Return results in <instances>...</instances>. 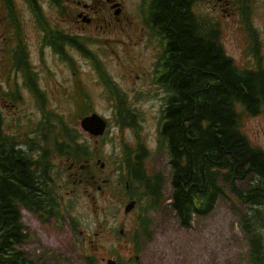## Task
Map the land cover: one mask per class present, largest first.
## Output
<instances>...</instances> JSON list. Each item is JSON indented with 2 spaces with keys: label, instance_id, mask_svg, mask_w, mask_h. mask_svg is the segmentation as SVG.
<instances>
[{
  "label": "rangeland",
  "instance_id": "rangeland-1",
  "mask_svg": "<svg viewBox=\"0 0 264 264\" xmlns=\"http://www.w3.org/2000/svg\"><path fill=\"white\" fill-rule=\"evenodd\" d=\"M124 1L129 21L134 19L138 27L144 28L143 32L134 29V25L126 30L129 22L119 30L105 26L98 29L96 24L83 26L69 17L61 19L55 12L51 13V19L64 30L87 38L88 47L102 60L125 92L126 101L137 111L141 133L149 149L145 173L149 176L162 173L167 178L161 206L149 210L151 223L148 233L141 234L137 228V217L147 202L146 195L136 182L127 189L123 188L124 182L129 180L125 175L126 162L121 160L124 157L122 146L124 142L133 143L131 128H120L114 123L113 102L98 80L92 60L80 52H72L71 57L80 69L76 72L73 64L60 59L52 48L42 46L37 24L31 13L25 10L22 19L24 42L30 68L36 70L43 92L44 110L39 109L35 95L24 85L21 69L17 72L11 67L15 31L10 30L9 38L4 40L1 29L0 112L4 130L21 139H34L38 123L45 120L46 112H50V120L56 115L62 116L69 128L80 135V141L87 142L92 150L96 147L100 150L97 157L81 160L80 163L89 162L88 170L81 166L83 163L78 165L76 162V167H73L65 157H52L58 165V170L53 172L54 177H58L57 220H43L22 209V221L29 232L22 247L37 264H106L117 257L120 259L118 264H248L247 237L239 223V216L246 206L228 190L219 198L213 211L196 218L190 228H182L175 221L170 205L167 148L157 149V143L161 141L159 119L166 94L154 77L160 41L143 23L139 0ZM245 2L257 27L258 52L264 65V0ZM196 10L222 28L224 48L239 66L255 65L252 53L246 49L248 38L241 29L243 22L238 14L237 0L198 2ZM128 30L129 34L126 33ZM81 90L89 94L93 110L109 121L101 137L91 136L79 125L83 111L81 102L84 100ZM15 95L17 98L13 99ZM240 128L254 145L264 148V111L249 115L240 109ZM98 159L105 162L104 167L99 166ZM126 161L129 165L130 160ZM74 170L77 177L82 170V174L93 175L91 182L72 176ZM131 200L135 203L126 211ZM260 210L264 215V208ZM261 231L264 234V226ZM132 233H136L138 238L140 236L138 244Z\"/></svg>",
  "mask_w": 264,
  "mask_h": 264
},
{
  "label": "trees",
  "instance_id": "trees-1",
  "mask_svg": "<svg viewBox=\"0 0 264 264\" xmlns=\"http://www.w3.org/2000/svg\"><path fill=\"white\" fill-rule=\"evenodd\" d=\"M204 1L208 0L149 2L150 19L159 26L157 31L166 44L159 59L158 82L169 92L160 131L170 165V205L176 223L188 229L196 218L211 213L228 190L246 206L239 223L247 237L248 264H264V215L260 210L264 208V148L254 145L240 128V109L249 115L264 111V65L257 29L245 0H237L241 29L249 38L247 51L255 61L252 67L239 66L223 46L222 28L194 8ZM69 43L84 50L74 37L58 34L52 43L68 62L63 47ZM23 70L27 87L44 110L43 92L26 59ZM105 79L107 83L111 80ZM112 93L120 98L122 127H134L136 115L129 113L126 94L118 88ZM81 105L80 116L89 110L84 100ZM49 114L38 124L34 139L22 140L24 146L18 136L3 130L0 119V264H37L21 247L28 237L21 207L46 217L54 215L52 157L81 162L93 152L62 116L51 121ZM146 155L145 147L139 148L128 172L129 184L140 185L147 198L138 219L143 235L151 223L148 210L161 206L167 180L162 173H145Z\"/></svg>",
  "mask_w": 264,
  "mask_h": 264
},
{
  "label": "flooded vegetation",
  "instance_id": "flooded-vegetation-1",
  "mask_svg": "<svg viewBox=\"0 0 264 264\" xmlns=\"http://www.w3.org/2000/svg\"><path fill=\"white\" fill-rule=\"evenodd\" d=\"M143 0H139L138 8H140L141 3ZM124 0H0V32L1 29L3 30L4 36L3 39L9 38L8 34L10 30H14V45L18 43H25V35L22 27V23L24 20V12L25 10L29 11L33 17V21L37 24V27L41 33L40 39L41 44L43 43H53L54 39L58 37V34L69 36V38L74 37L75 40L79 44H86L88 45V40L83 34L74 33L68 30H64L63 28L58 26V23L52 21L51 13L55 12L61 19L65 17L71 18V20L76 24H82L83 26H92L96 24V28H102L103 26L107 28H114V29H122L123 24L128 25V28H131L130 25H134V29L139 31H144L142 26L138 27V24L135 23V20L129 21V15L126 11L127 6L124 5ZM151 4L148 6L147 12H149V8ZM149 15V14H148ZM23 19V20H22ZM71 20H69V27L71 26ZM148 21L149 27L154 28L159 27L153 19H149ZM44 23L43 27L41 24ZM143 23L144 21V13H143ZM129 30L126 32L129 34ZM67 46L63 47L65 51ZM90 50L93 51L89 47ZM69 52V53H68ZM72 52H80L83 56L88 55L91 56L93 60L92 66L95 69V61L99 60L96 56H93V52H89L84 47V50H80L79 47L72 45L69 43V47L67 48V54L71 57ZM95 53V52H94ZM101 60V59H100ZM100 64L107 70L105 65L103 64L102 60ZM102 62V63H101ZM155 68V66H154ZM113 78V77H112ZM116 81V80H115ZM117 82V81H116ZM117 84L114 87H118ZM132 115H136L137 119V111L130 105ZM128 115V114H127ZM0 119H1V112H0ZM129 118L126 119L128 121ZM2 121V119H1ZM131 128L133 132V127L128 126ZM126 142L123 143V146ZM122 146V147H123ZM92 158V157H91ZM73 167H76L75 162H71ZM82 167H86V170L89 168V162L86 161L81 165ZM78 171V169H76ZM75 173V170L73 172ZM77 175V174H76ZM78 175H82V172ZM86 175V174H85ZM75 176V175H74Z\"/></svg>",
  "mask_w": 264,
  "mask_h": 264
},
{
  "label": "water",
  "instance_id": "water-1",
  "mask_svg": "<svg viewBox=\"0 0 264 264\" xmlns=\"http://www.w3.org/2000/svg\"><path fill=\"white\" fill-rule=\"evenodd\" d=\"M81 126L90 133L98 135L103 133L105 129V121L100 115L94 112L90 115L84 116L81 119ZM133 204L134 202L132 201L129 205H127L126 209L129 210L133 206ZM106 264L116 263L113 259H110Z\"/></svg>",
  "mask_w": 264,
  "mask_h": 264
}]
</instances>
